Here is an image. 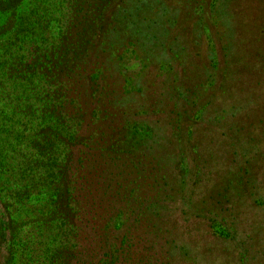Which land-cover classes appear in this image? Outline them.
<instances>
[{
	"label": "trees",
	"instance_id": "obj_1",
	"mask_svg": "<svg viewBox=\"0 0 264 264\" xmlns=\"http://www.w3.org/2000/svg\"><path fill=\"white\" fill-rule=\"evenodd\" d=\"M130 1L0 0V264H177L164 216L183 193L179 154L203 147L131 134L118 50ZM263 126L259 114L230 128L227 153H246ZM167 148H177L176 178Z\"/></svg>",
	"mask_w": 264,
	"mask_h": 264
},
{
	"label": "rangeland",
	"instance_id": "obj_2",
	"mask_svg": "<svg viewBox=\"0 0 264 264\" xmlns=\"http://www.w3.org/2000/svg\"><path fill=\"white\" fill-rule=\"evenodd\" d=\"M128 4L133 9L123 18L133 21H124L130 32L118 50L120 85L136 112L131 134L142 145L197 139L203 147L201 154H179L184 158L183 193L174 191L164 216L177 264H264V126L255 129L262 138L248 142L246 153L226 151L230 128L235 134L240 124L264 114V0ZM219 42L229 48L230 59L226 73L221 72L230 75L222 78L217 59L226 50ZM216 80L226 88L219 90ZM187 102L192 107L188 115L181 113ZM193 113L198 117L194 124ZM169 148L166 166L176 178L177 148Z\"/></svg>",
	"mask_w": 264,
	"mask_h": 264
}]
</instances>
